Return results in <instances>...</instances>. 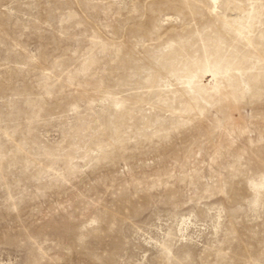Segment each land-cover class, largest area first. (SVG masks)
Here are the masks:
<instances>
[{"label": "rangeland", "instance_id": "obj_1", "mask_svg": "<svg viewBox=\"0 0 264 264\" xmlns=\"http://www.w3.org/2000/svg\"><path fill=\"white\" fill-rule=\"evenodd\" d=\"M0 264H264V0H0Z\"/></svg>", "mask_w": 264, "mask_h": 264}, {"label": "bare ground", "instance_id": "obj_2", "mask_svg": "<svg viewBox=\"0 0 264 264\" xmlns=\"http://www.w3.org/2000/svg\"><path fill=\"white\" fill-rule=\"evenodd\" d=\"M215 3L217 2V0H213ZM223 71V67L222 66H215V68L214 69H211L210 70V74H209V76H210V81L212 82V81H214L215 79H216V75L218 74V73H221ZM204 78V77H203Z\"/></svg>", "mask_w": 264, "mask_h": 264}]
</instances>
